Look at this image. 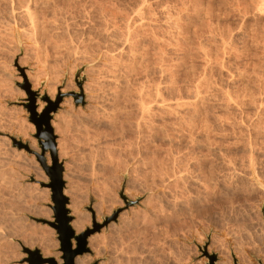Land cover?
Masks as SVG:
<instances>
[{
	"label": "rangeland",
	"instance_id": "rangeland-1",
	"mask_svg": "<svg viewBox=\"0 0 264 264\" xmlns=\"http://www.w3.org/2000/svg\"><path fill=\"white\" fill-rule=\"evenodd\" d=\"M243 2L245 17L240 0H0V264L62 256L25 84L38 112L60 99L72 222V200L81 232L117 213L86 264H206L204 245L264 264V15Z\"/></svg>",
	"mask_w": 264,
	"mask_h": 264
},
{
	"label": "water",
	"instance_id": "water-1",
	"mask_svg": "<svg viewBox=\"0 0 264 264\" xmlns=\"http://www.w3.org/2000/svg\"><path fill=\"white\" fill-rule=\"evenodd\" d=\"M78 85L79 87H81V83H79ZM24 88L28 96L25 107L30 113L29 120L35 126V137L37 138L41 148V154L35 155L49 178V182L47 184H42V186L50 189V198L53 203L51 209L53 212L54 221L51 222L44 219L40 221L53 228L57 234V239L60 246L59 250L62 253L61 258L63 262L61 264H74L76 257L89 252L87 242L88 238L95 232H98L102 228V226L106 225L111 219H115L117 213H114L110 218H105L103 224L96 223V221L93 220L91 228H87L83 232L77 234L75 233L74 229L71 226L72 216L70 215V211L67 208L68 198L63 192V165L58 161L57 158L56 144L54 142V135L52 133V127L50 125L52 113L56 112L60 99L51 101L46 96L40 97L42 101H46L48 104L41 109V112H38V104L36 100L39 97V94L37 92L31 91L28 84H25ZM77 96L79 97V99H82L81 93ZM18 144L27 149V145H22L21 143ZM46 150L50 152L51 165H47L44 160L43 154ZM126 204L130 205L132 204V202L126 201ZM261 211L264 216V202L262 204ZM25 251L29 255L27 259L28 264H57L54 258H46L42 256L38 249H25ZM202 252L208 260L206 264H216V255L213 253H208L206 245L203 246ZM259 264L261 263L259 262Z\"/></svg>",
	"mask_w": 264,
	"mask_h": 264
},
{
	"label": "bare ground",
	"instance_id": "bare-ground-1",
	"mask_svg": "<svg viewBox=\"0 0 264 264\" xmlns=\"http://www.w3.org/2000/svg\"><path fill=\"white\" fill-rule=\"evenodd\" d=\"M143 1V0H142ZM13 3V2H12ZM253 3H254V6L252 7V9L254 10V12H253V14L256 16V19H257V17L258 18H260L262 15H264V0H253ZM15 6V5H14ZM27 6V5H26ZM240 12H242L243 13V17H245V15H247V13L249 12V10H250V7L248 6V5H246L244 2H243V0H240ZM22 8V7H21ZM27 9V8H26ZM15 11V10H14ZM11 12H12V14H13V11L11 10ZM26 12V11H25ZM26 14V13H25ZM14 15V14H13ZM253 15V16H254ZM261 15V16H260ZM19 16V15H18ZM32 16V15H31ZM254 16V17H255ZM28 18V17H27ZM29 19V18H28ZM12 20V19H11ZM29 21H30V19H29ZM17 23V22H16ZM30 23H31V21H30ZM29 23V24H30ZM9 24V23H8ZM28 24V23H27ZM36 25V24H35ZM21 26V25H20ZM31 26H32V24H31ZM239 26V25H238ZM18 27V26H17ZM112 38V37H111ZM221 38V37H220ZM125 41V40H124ZM221 41V40H220ZM222 41L223 42H225L226 41V39L224 38V37H222ZM221 41V42H222ZM126 42V41H125ZM181 42V41H180ZM227 43V42H226ZM223 46V45H222ZM128 47V46H127ZM197 47H199V46H197ZM105 58V57H104ZM208 59V58H207ZM111 60V59H110ZM210 60V59H209ZM209 62V61H208ZM200 79H201V77H200ZM199 79V80H200ZM197 83H199L200 84V81H197ZM198 84V85H199ZM210 85V84H209ZM196 87V86H195ZM198 87V86H197ZM197 87H196V89H197ZM200 88H202V86L200 87ZM200 88L199 89H197L196 90V94H200ZM85 90L87 91V92H89L90 94H89V99H92L93 98V94H92V89H91V87L89 86H86L85 87ZM205 90V89H204ZM212 90V89H211ZM194 94H195V91H194ZM195 94V95H196ZM198 95H196V96H198ZM203 95V94H202ZM202 95H201V99L202 98H206L205 96H203L202 97ZM139 96V95H138ZM141 96V95H140ZM200 96V95H199ZM140 98V97H139ZM196 98V97H195ZM210 99H212V98H210ZM140 100H141V98H140ZM210 102H211V100H209ZM212 101H214V100H212ZM230 101V100H229ZM143 102V101H142ZM227 102V101H226ZM260 102V101H259ZM262 102V101H261ZM139 106H140V108L142 109V111L144 112V111H147V106H143L142 104H141V102L139 101ZM234 103V102H233ZM38 104V103H37ZM235 104V103H234ZM143 106V107H142ZM263 105H259L258 107H262ZM145 107V108H144ZM39 109H40V107H39ZM255 109H257V108H255ZM262 109V108H261ZM259 110V109H258ZM257 110V111H258ZM260 111V110H259ZM262 111V110H261ZM261 111H260V113H261ZM94 112V111H93ZM258 113V112H257ZM96 114V113H95ZM88 120H80V123L82 124V126H83V123H88L87 122ZM76 123V127H78V122L76 121L75 122ZM223 127V126H222ZM59 128V127H58ZM64 145V141H60V143H59V148H60V151H59V158H61V156H63V153L64 152H66V150H67V148L65 147V146H63ZM249 160V159H248ZM72 162V161H71ZM71 163H67V164H65L64 166H65V179H71V176H72V173H74V171L72 172V168H71V165H70ZM253 164V163H252ZM136 165H139L138 163L137 164H135V167L134 168H136L137 166ZM253 168V167H252ZM133 169V168H132ZM135 170V169H134ZM138 170V169H137ZM137 170H135V172L137 171ZM131 173V172H130ZM138 173V172H137ZM136 173V174H137ZM75 174V173H74ZM132 174V173H131ZM139 174H141V173H139ZM129 175V174H128ZM74 178V177H73ZM72 181H70V183H71ZM70 183H68L69 185H70ZM71 186V185H70ZM69 186V187H70ZM69 189V188H68ZM69 190H72V189H69ZM69 192V191H68ZM71 194V193H70ZM73 194V193H72ZM74 196V195H73ZM71 208H72V211H73V213L76 215L75 216V219H74V221L72 222V226H73V228H75V230L79 233V232H81V230H83V228H84V223H85V216L82 214V213H80L79 211H78V208H77V206H76V203L72 200L71 201ZM71 211V212H72ZM137 218H139V215H138V213H135L134 214V219H137ZM141 220H142V218H141ZM127 222V221H126ZM131 222V221H130ZM135 224V223H134ZM121 232V231H120ZM50 234V233H49ZM45 236H47L46 234H45ZM95 237V236H94ZM93 238V237H92ZM91 237H90V239H92ZM125 238V237H124ZM45 239V238H44ZM98 239V238H97ZM96 238L94 239V241H96L97 240ZM47 240V239H46ZM93 240V239H92ZM46 244V243H45ZM56 252H58V251H56ZM58 253H60V252H58ZM44 257H46V258H49V257H53V258H55V259H57V264H61L63 261H62V259L61 258H58V254L57 253H53V252H51L50 250H47V251H45L44 252ZM74 264H86V259H85V257H76L75 258V261H74ZM221 264H227L226 262H224V261H222L221 262Z\"/></svg>",
	"mask_w": 264,
	"mask_h": 264
}]
</instances>
